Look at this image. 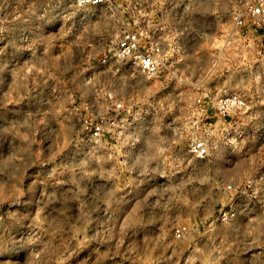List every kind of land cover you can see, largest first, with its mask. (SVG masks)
<instances>
[{
  "label": "clouds",
  "instance_id": "9594fccd",
  "mask_svg": "<svg viewBox=\"0 0 264 264\" xmlns=\"http://www.w3.org/2000/svg\"><path fill=\"white\" fill-rule=\"evenodd\" d=\"M86 249L264 264V0H0V264Z\"/></svg>",
  "mask_w": 264,
  "mask_h": 264
},
{
  "label": "rangeland",
  "instance_id": "374dc122",
  "mask_svg": "<svg viewBox=\"0 0 264 264\" xmlns=\"http://www.w3.org/2000/svg\"><path fill=\"white\" fill-rule=\"evenodd\" d=\"M81 256L82 258H88L89 264H110V262L107 259L103 261H98L96 254L94 252L89 254L87 249L81 253Z\"/></svg>",
  "mask_w": 264,
  "mask_h": 264
},
{
  "label": "built area",
  "instance_id": "2783aa9c",
  "mask_svg": "<svg viewBox=\"0 0 264 264\" xmlns=\"http://www.w3.org/2000/svg\"><path fill=\"white\" fill-rule=\"evenodd\" d=\"M131 31L133 32V34L135 33V29L134 28ZM129 42H131V38H129ZM141 51H143V48H141ZM220 107H226V106L225 105H220Z\"/></svg>",
  "mask_w": 264,
  "mask_h": 264
}]
</instances>
